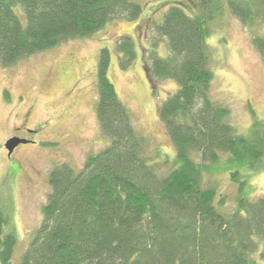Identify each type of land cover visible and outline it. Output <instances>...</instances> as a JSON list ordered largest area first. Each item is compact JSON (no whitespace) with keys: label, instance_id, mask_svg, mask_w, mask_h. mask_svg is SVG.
<instances>
[{"label":"trees","instance_id":"16d2710c","mask_svg":"<svg viewBox=\"0 0 264 264\" xmlns=\"http://www.w3.org/2000/svg\"><path fill=\"white\" fill-rule=\"evenodd\" d=\"M193 2L201 13L172 4L146 24L148 79L176 83L157 111L175 147L172 168L159 175L149 161V142L119 98L108 76L110 52L101 48L94 112L108 143L88 154L78 170L66 162L51 168L42 221L16 261L12 214L0 206V264H260L257 254L264 259V197L251 198L246 177L264 170V121L251 110V124L238 133L228 109L212 99L207 42L210 22L226 8L249 28L264 24V0ZM141 12L134 0H0V64L10 67L92 36L112 20L133 21ZM120 41V50L133 59L130 41ZM163 43L167 53L160 55ZM252 43L264 62V35H253ZM219 173L236 187L230 211L216 185L203 186L205 174Z\"/></svg>","mask_w":264,"mask_h":264},{"label":"rangeland","instance_id":"374dc122","mask_svg":"<svg viewBox=\"0 0 264 264\" xmlns=\"http://www.w3.org/2000/svg\"><path fill=\"white\" fill-rule=\"evenodd\" d=\"M134 1L141 4L142 12L133 21L112 20L87 38L29 55L10 67L0 64V206L12 214L17 234L14 261L42 221L51 168L66 162L78 170L88 154L108 143L99 132L94 112L95 71L101 48L110 52L108 76L119 98L149 142V161L153 160L159 175L173 166L175 147L157 111L168 93L176 89V83L148 79L144 59L149 34L146 24L152 17L159 19L172 4L191 15L201 11L193 0ZM255 34L264 35V24L249 28L227 8L210 22L207 42L214 71L210 95L228 109L230 123L238 133L251 124V110L264 121V62L252 43ZM121 39H128L136 51L133 59L120 50ZM159 53H167L164 43ZM12 136L29 142L8 156L4 144ZM246 177L252 188L251 198L264 197V170L250 171ZM209 184L216 185L218 193L226 196L224 210L230 211L236 187L228 174H205L203 186ZM255 256L264 264V259Z\"/></svg>","mask_w":264,"mask_h":264},{"label":"water","instance_id":"95a60500","mask_svg":"<svg viewBox=\"0 0 264 264\" xmlns=\"http://www.w3.org/2000/svg\"><path fill=\"white\" fill-rule=\"evenodd\" d=\"M29 140L18 137V136H12L8 138L4 144L6 150H7V155L10 156L13 150L19 145V144H25L28 143Z\"/></svg>","mask_w":264,"mask_h":264},{"label":"flooded vegetation","instance_id":"af4514ba","mask_svg":"<svg viewBox=\"0 0 264 264\" xmlns=\"http://www.w3.org/2000/svg\"><path fill=\"white\" fill-rule=\"evenodd\" d=\"M20 145H23V144H19L18 146H20ZM18 146H17V147H18Z\"/></svg>","mask_w":264,"mask_h":264}]
</instances>
